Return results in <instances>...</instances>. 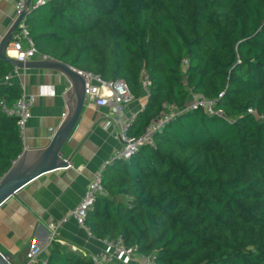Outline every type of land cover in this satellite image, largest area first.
Here are the masks:
<instances>
[{"label":"trees","instance_id":"obj_1","mask_svg":"<svg viewBox=\"0 0 264 264\" xmlns=\"http://www.w3.org/2000/svg\"><path fill=\"white\" fill-rule=\"evenodd\" d=\"M25 23L42 57L123 80L133 99L146 79L130 136L190 96L226 117L183 112L154 148L109 165L89 233L122 236L156 264H264V120L248 112L264 116V0H50ZM13 71L0 60V103L23 93ZM23 151L16 119L0 110V179ZM46 264L95 263L52 241Z\"/></svg>","mask_w":264,"mask_h":264},{"label":"crops","instance_id":"obj_2","mask_svg":"<svg viewBox=\"0 0 264 264\" xmlns=\"http://www.w3.org/2000/svg\"><path fill=\"white\" fill-rule=\"evenodd\" d=\"M15 5L16 0L0 1V43L17 18ZM9 56L14 54L10 52ZM8 81L21 85L26 95L35 98L31 119L22 137L24 150L46 147L67 113L69 81L58 72L45 70L13 71ZM41 87L50 88L53 94L38 96ZM147 87L144 79L140 98L133 99L124 108L123 125L130 127L133 117L144 109L149 96ZM195 99L190 96L186 107ZM109 115V109L86 102L64 150L65 156L72 158L71 166L37 178L0 208V251L12 254L13 264H22L31 247L38 248L39 259L46 261L52 242L49 226L65 218L67 222L56 233L57 243L79 257L104 249V241L95 239L70 214L83 199L96 172L123 147L118 138L120 128H104ZM137 264H140L138 258Z\"/></svg>","mask_w":264,"mask_h":264},{"label":"built area","instance_id":"obj_3","mask_svg":"<svg viewBox=\"0 0 264 264\" xmlns=\"http://www.w3.org/2000/svg\"><path fill=\"white\" fill-rule=\"evenodd\" d=\"M49 1L50 0H32L28 10L29 13L42 8L47 5ZM26 2L27 0H16V17L23 14ZM26 16L23 17L16 31L11 36L6 49V55L9 56V53L11 52L14 54V57H9L21 62H28L35 59L47 60L48 58L42 57L38 54L33 45L25 23ZM184 65L187 66L188 63L184 62ZM15 71L17 70L14 69V72ZM78 73L85 80L86 102L90 101L96 106L109 109L110 115L104 122V128L108 130L114 126L119 127L120 130L118 138L123 145L122 149L117 151L115 155L96 172L88 184L83 199L80 201L77 208L70 214V217L74 219L80 227L88 230L84 222L87 213L92 210L99 196L104 193L102 183L104 174L109 165L118 161H131L145 146L154 148L155 134L161 133L174 118L183 112L188 110H197L200 108L210 117L218 116L222 119H226V117L222 111L215 110L214 102L202 98H196L189 106H185L182 109L178 108L176 104H163L165 110L162 115L153 124L147 127L141 136L133 137L129 135V127L123 125L122 123L124 108L133 101L130 89L125 81H104L100 77L93 74L83 72ZM22 91L23 93L21 97L13 105H8L5 101H2L0 103V110L8 117L16 119L19 132L21 136L24 137L27 123L31 119V107L35 98L26 95L23 89ZM52 94L53 92L50 88L41 87L38 96L43 97ZM248 112L249 114H253L259 121L264 120V116L257 114L255 110L250 109ZM135 118L136 116H134L132 120L134 121ZM65 222H67V218L49 226L52 241L57 242V240H55L57 230ZM39 256L40 250L38 248H29L26 253L25 264H46V261H41ZM83 257H88L95 264H137V258L140 264H156L153 256H140L136 254L135 249L127 247L122 236L105 240L103 250L95 254L84 255Z\"/></svg>","mask_w":264,"mask_h":264},{"label":"water","instance_id":"obj_4","mask_svg":"<svg viewBox=\"0 0 264 264\" xmlns=\"http://www.w3.org/2000/svg\"><path fill=\"white\" fill-rule=\"evenodd\" d=\"M32 0H27L23 14L16 18L0 43V60L10 64L20 71L45 70L54 71L67 78L71 92L67 99V113L57 130L54 132L49 144L40 149H25L13 163L9 171L0 179V208L12 197L37 178L58 170L67 169L71 165V157L65 156L73 132L75 131L86 103L85 80L74 69L53 59L31 60L21 62L6 55L10 38L16 31L24 16L29 14ZM14 256L0 251V264H13ZM26 256L22 264H25Z\"/></svg>","mask_w":264,"mask_h":264}]
</instances>
